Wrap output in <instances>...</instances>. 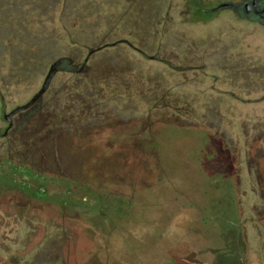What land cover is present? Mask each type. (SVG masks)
Segmentation results:
<instances>
[{
	"label": "rangeland",
	"instance_id": "rangeland-1",
	"mask_svg": "<svg viewBox=\"0 0 264 264\" xmlns=\"http://www.w3.org/2000/svg\"><path fill=\"white\" fill-rule=\"evenodd\" d=\"M184 1L0 0V127L1 108L23 103L68 59L75 69L53 74L39 112L63 129H94L62 157L88 167L108 202L97 228L83 215L67 222L75 238L93 231L99 254L136 241L146 264H264V26L227 8L190 22ZM120 38L157 57L125 43L98 48ZM129 126L143 133L119 149ZM20 141L8 151L0 137V157Z\"/></svg>",
	"mask_w": 264,
	"mask_h": 264
},
{
	"label": "flooded vegetation",
	"instance_id": "flooded-vegetation-1",
	"mask_svg": "<svg viewBox=\"0 0 264 264\" xmlns=\"http://www.w3.org/2000/svg\"><path fill=\"white\" fill-rule=\"evenodd\" d=\"M185 2L186 9L182 12H185L188 17L186 20L190 22L199 21L201 15L205 17L202 19L205 21L214 13L227 8L237 17L264 26V0H215L209 7L201 8L192 6L197 4L196 1ZM222 3H232L234 6L217 8ZM116 43H125L146 55L126 38L105 43L98 48ZM92 50L94 49L86 52L78 70L85 68ZM155 57L157 56H153ZM50 68L52 71L49 73ZM49 69L38 89L27 100L10 109L1 108L3 124L0 127V137L6 139V150H13L15 141H21L19 149L13 155L0 157V256H6L5 264H92L93 258L98 259V264H146V259L136 249V241H122V246L99 254L96 253L99 244L93 231L89 233L87 229L86 234L76 239L75 234L68 228L67 222L81 220L83 216L87 223L97 228L106 216L104 208L108 202L99 194L101 189L95 187L84 172L89 171L88 167L71 169L62 157L65 154L63 150H66L72 139H80L81 148L90 142L95 134L94 129L75 122L70 123L68 130L63 129L58 126L59 120H55V124L52 121L47 123V116L39 112L41 97L53 74L56 71H71L75 67L71 66L68 59L60 58ZM32 119H35L34 125L31 124ZM140 128L138 130L129 126L122 130L124 135L118 134L114 142L119 144L116 147L120 149L121 143L127 144L128 140L143 133V128ZM97 152L96 160L103 153ZM109 154L115 158L121 153L110 151ZM91 169L97 170L96 174L102 173L96 164ZM135 174L136 169L132 167L128 168L125 175ZM73 208H80L81 212L74 210L72 213ZM114 209L118 216L114 215L113 218H118L121 208L117 206ZM53 218L56 224L63 226L54 233L46 225ZM20 239L23 241L20 242ZM79 246L81 247L78 249ZM160 259L155 260V263L161 264L163 260L160 262ZM165 263L166 260L163 264Z\"/></svg>",
	"mask_w": 264,
	"mask_h": 264
},
{
	"label": "water",
	"instance_id": "water-1",
	"mask_svg": "<svg viewBox=\"0 0 264 264\" xmlns=\"http://www.w3.org/2000/svg\"><path fill=\"white\" fill-rule=\"evenodd\" d=\"M220 6H227V7H233L234 6V4H232V3H222V4H220V5H217V8H219ZM147 57H150V58H153V56H150V55H146ZM52 71V68H50L49 69V73Z\"/></svg>",
	"mask_w": 264,
	"mask_h": 264
}]
</instances>
